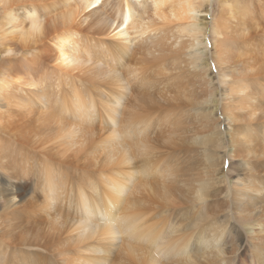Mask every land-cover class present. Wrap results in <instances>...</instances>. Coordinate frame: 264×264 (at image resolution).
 Instances as JSON below:
<instances>
[{
  "label": "rangeland",
  "instance_id": "rangeland-1",
  "mask_svg": "<svg viewBox=\"0 0 264 264\" xmlns=\"http://www.w3.org/2000/svg\"><path fill=\"white\" fill-rule=\"evenodd\" d=\"M232 1L233 0H200V12H192L190 15L196 17L193 19V21H195L194 23H196L199 28H202L206 22L209 23L211 21V23L214 24L224 12L223 3H231ZM237 1L241 3V6H244L249 0ZM262 1L264 2V0H250V8L254 12L243 17L240 21H236L234 18L235 22L231 19V23L234 25L233 28L238 30L239 34L240 32L245 33L247 31H250L248 35L253 34V38H250V35L247 39H244L246 34L244 35V33H242L244 35L242 37L243 40L242 38H240L242 41L239 38L240 41L237 39V42L241 44L240 47L246 48L239 49V54L241 52L243 55H239L240 57L238 58L241 59L242 56V62L249 60L252 55L259 57L261 52L264 55V48H261V45H263L262 43H264V14L262 13L264 12V9H262L264 8V3ZM207 6H209L210 10ZM116 10L117 1L111 0L110 6H107L102 12H95L89 15L87 11V14L81 18L82 21L80 20V29L81 32H83V37L86 39L101 38L106 40L107 43L110 42L105 38L107 36L106 32H104L105 29L103 30L102 27H100L101 23L99 24V21L102 20L105 22L107 15L115 13ZM206 10L209 12L207 11L206 13ZM202 11L205 12L203 13ZM251 19L255 20L252 21ZM207 20H209V22ZM193 21L189 20L188 22L190 23ZM167 22H165L167 30L163 40L159 39L155 42L156 44L153 43L152 46L149 44L145 46V48L144 46H136L133 48L130 46L127 55L119 61L122 66L117 68L118 75L126 76L127 79L132 80L129 72L144 67L146 74H143L142 77L146 75L149 78V82L151 81L150 83L145 82L144 85H139L137 88L134 86V81H130V89L135 90L131 96L129 94L130 89L118 90L116 87L114 88L109 84L110 81H112L116 86V81L113 80L115 75L106 72L108 65L111 64V62L107 60L109 57L105 55L106 48L105 51L99 48L95 52L96 55L94 56L95 59H97L94 61V65L91 66L86 64L79 67L81 72L78 73V75L90 74L93 76H90L93 81L98 83L102 81L107 85L105 90H117L118 92H115L119 93L120 97H125L127 95L125 101H130L129 105L126 108L120 106V111L118 112L119 118H122L126 113L130 115L138 113L140 114L138 121H148L151 124V127L144 126V129L139 128L135 132L128 133L125 131V134L134 135V137L140 136L139 138H141V134H147L144 138L142 137L143 140L138 139L134 144L135 146L132 145L131 148L127 147L128 150L131 151L130 153H132L133 158L132 160V158L129 157V162L131 161L133 164H137L135 165L136 174L134 175V179L132 178L127 183V186H129L128 190H125L119 197V206L117 205V207H115L116 209H114L109 216L110 221H108V223L111 224L114 229L116 236L115 240L117 241L116 245L109 249L105 247L102 252L103 254L97 255L100 261L96 264H130L127 260V254L133 256L135 261L133 264H206L203 252L195 249V237L208 239L210 235L218 231L223 223L228 222L227 228H229V226L232 227L234 222L239 226L243 221L240 213L246 214V212H241V208L235 209L233 206L234 203L230 202L229 186L231 185L234 187L238 180H245L247 173L245 169L239 167L241 165L239 159H232L229 157V147L231 144H229L228 138L224 135L227 133L229 124L228 114L230 112H228V107L226 108L228 105L224 104L222 101L219 102L220 104H218V106L215 102L211 103V100L214 99L218 101V99H216L215 95L206 97V93H209L211 90L217 92L219 97L222 96L218 89V81L222 82L220 86L223 88L225 82L235 77L241 78L242 80L244 79L246 82H254L257 85H263V82L261 83L257 77H255V79L252 77L254 76V68L258 65L254 66L251 73L248 75L252 77V79H247L248 76L244 74L245 70H243L244 66L238 65L240 66L238 68V66L236 67V65H234V61L237 60L236 62H239L241 60L238 58L232 59L233 61L230 63L233 67H230L229 70H225L223 73H225L226 77L220 80L219 75L222 72L219 71L220 67L218 68V66H220L217 62L218 58L213 55L210 56V52H208L207 61L204 60L205 69L203 72H199L200 68L195 67L196 64L200 65L201 63L192 64V56L190 55L203 51L205 47L207 50L210 46L212 47L214 44L212 39H215V37L217 39L215 35L217 31L215 32V29L212 31V27H210L212 24L209 23L206 31H202L204 37L199 36V42H201L202 45L198 47L196 46V42H194V47L189 49L184 47L186 46L185 43L182 45V42L187 41V39L181 38L180 34L174 29V25L177 22L175 24ZM253 22L256 25L258 24L255 30L250 28ZM220 25L219 23L216 27L217 30ZM242 27H245V30H242ZM174 43L176 45H174ZM254 43L256 46H254ZM91 44L96 45V42L93 41ZM179 44L181 45L179 46ZM153 47L156 48L154 49ZM262 47H264V45ZM148 49L149 51H147ZM135 50L136 52H134ZM191 52L193 53L191 54ZM246 53L249 55V58ZM244 55H246L247 58L244 57ZM211 57L213 58L211 59ZM259 59L257 61H259ZM206 66L210 68V70ZM228 66L221 65L224 69L229 68ZM231 69H234L241 77L237 75L232 77ZM74 73L76 74V72ZM205 75L208 78H206ZM107 76L108 78H106ZM175 76H177V78ZM200 76H204L203 79L206 81L205 83L202 82ZM102 78H104L105 81ZM134 87L136 89L139 88L138 91H136ZM206 87L209 89H206ZM140 90L145 93L150 91L149 97H146V101L149 102L148 107L150 108L149 110L152 111L151 113H148V109L142 107L137 101L139 98L138 92H141ZM150 96L153 97L151 98ZM259 97H262L259 101L261 104L263 102L261 100H264V91L260 93ZM14 104L16 106L12 105L5 108L8 111L6 119H10L9 122H14L16 120V125L11 126V131H16L15 134L17 133L19 135L18 139L21 138V135H25L22 138H27L29 135L28 141L19 142L15 140V137L12 136L13 132L9 134L4 133L0 124V133L3 132L0 134V137H2L3 141L5 140V136L3 135H7L10 139L8 141L5 140L0 147L9 146V153L12 156L11 161L18 162L17 164L21 165L18 173H24L23 170H27L28 173L26 174V181L20 179L11 180L9 176L10 172L7 171V168L1 167L4 170H0V179H4L7 182L11 181L14 185L20 186V190L16 195L19 198H24L26 195H30L29 192L31 191L29 187L38 184L39 178L35 179V177L40 175L41 179H43L42 173L40 172L42 167L51 164L52 166L54 165L53 167L61 166V168H57L55 171L57 173L55 175L60 176V173L65 172L66 174L63 175L72 182V185L69 187V198H64L61 201H53L46 215L38 216V214L32 215L30 213L29 216L25 217L21 207V211H17L15 214V219H11L13 214H9L7 217V219H9L8 221L4 220V222H0V264H56L59 257L58 254L67 250L70 255L67 256L66 259L73 260L79 255L76 253L77 247L84 242L93 241L89 240V238L82 237L86 234V231H80V229L83 228L85 223H78L81 214L77 204L81 196L90 202H95L97 205V195L108 190L112 184V180L109 179L111 176L109 170L111 166L115 164L114 162H116V159L119 160L121 156H123L122 154L120 155L121 152L123 153V151H121L122 140L125 139L123 125L118 123V125L115 126L116 129L113 127L106 131L104 125L92 129L80 123H75L72 127H61V131L58 132L57 124L53 119L45 120L44 117H38L39 113L33 110L32 114L34 113V116L32 120L29 118L24 121V123L30 126L28 128L26 126L20 128L19 126L24 124L22 119L26 118L27 115L23 113V109L19 110L20 107H17L18 102H14ZM2 105L3 104H0V106ZM261 106L264 107L263 104H261ZM0 109V118H2L1 111L4 110V108L1 107ZM14 109L17 110L15 111ZM98 109L100 108L98 107ZM242 109H238L234 112L235 117L241 119L238 124L258 123V120L264 116L261 114L263 110H259L255 115V117L257 116L255 120H245L244 117L241 118L239 115ZM223 111L228 114L223 113ZM211 117L212 119L214 118L217 126L211 124ZM67 119L70 118L68 117ZM20 121L21 123L19 124ZM27 121L29 123H27ZM32 121L33 123H31ZM101 122L104 124L103 120H101ZM43 123H46L47 126ZM92 125H98V123H94L93 121ZM16 126H18L17 129L15 128ZM29 129L30 132L28 133ZM110 131L114 136L117 134L120 139L118 143L114 141L115 138L110 135ZM102 138L104 140H102ZM262 138L264 139V137ZM20 141L22 140L20 139ZM33 146H37V149L33 148ZM140 148L144 149L140 150ZM256 148L255 144L253 149ZM39 149L41 152L38 151ZM59 150L60 152H58ZM57 153H59V156L62 155V162L57 161L59 160ZM75 155L77 160L74 161V158L73 162L71 158ZM112 155L113 162H111ZM261 157L260 153H258L257 159L262 160L261 166L263 167L264 155L262 157L263 159ZM138 158L140 160H138ZM213 158L216 159L214 160ZM150 159L152 162H149ZM146 160L148 161L147 164L145 163L147 162ZM0 162L2 163L3 161ZM123 162L124 157L121 163ZM140 162L144 164V167H147L144 168L143 164L139 165ZM22 164L26 167L23 168ZM71 168L74 169V172L71 171L73 173H68L67 171L72 170ZM3 171H5V173ZM263 176L264 168L260 172V175L258 174L260 178H264ZM235 188L238 187L235 186ZM2 191L4 190L2 189ZM199 195L203 197L199 199ZM36 196L40 201V196L37 193ZM29 197L30 196L26 199ZM247 202L248 199L245 200V203ZM91 206L93 208L95 207L94 205ZM248 209L251 213H255L256 215H264V197L260 200H255L253 205L248 207ZM140 212L143 215L140 216V219L135 223L136 230H142L143 235L142 237H136L131 234L132 231L128 226L130 222L128 218ZM247 217L249 216L246 215L245 218L247 219ZM146 230L148 231L147 235L145 234ZM87 235L89 236L90 233L88 232ZM165 236L169 237L171 247L174 248L178 245L182 246V249L174 258H170L171 255L165 256L164 251L169 248L165 247V245L168 242L165 241L163 243V249L158 246ZM187 252H190L193 256L188 258L186 256ZM254 257L252 253L247 254L245 264H251ZM87 264H90V262Z\"/></svg>",
  "mask_w": 264,
  "mask_h": 264
},
{
  "label": "bare ground",
  "instance_id": "bare-ground-1",
  "mask_svg": "<svg viewBox=\"0 0 264 264\" xmlns=\"http://www.w3.org/2000/svg\"><path fill=\"white\" fill-rule=\"evenodd\" d=\"M116 1V12L108 14L105 22L102 20L99 21V24L101 23L100 27H102L103 30L105 29L104 32H106L107 35L105 38L110 41L107 43L106 40L101 38H84L80 27L82 21L81 18L84 15L87 13L90 15L95 12H102L107 6H110L111 0H0V104H3L0 108H4V110L1 111L2 118H0V124L4 133L9 134L10 132H13L11 131V126L16 125L15 119L14 122H9L10 119H6L8 111L5 109L9 106L15 105L16 103L14 104V102H18L17 107H20L19 110L23 109V113L27 115L26 118L22 119L23 123L29 118L32 120V117L34 116L32 111L35 110L36 113H39L38 117H44L45 120L53 119L57 124L58 132L61 131V127H72L75 123H80L81 125L92 129L104 125L106 127L104 128L106 131L113 127L116 129L115 126H117L118 123H121L124 128V134L125 131L129 133L135 132L139 128L144 129V126L151 127V124L148 121H138V117L140 115L138 113L135 115L126 113L122 118H119L118 112L120 111V106L126 108L129 105L130 101H125L127 95L125 97H120V94L116 93L118 92L117 90H105L107 85L102 81L99 83L93 81L91 78L93 76L90 74H81L82 76L78 75V73L81 72L79 67L86 64L91 66L94 65L93 63L97 59H95L94 56L96 55L95 52L99 48L105 51L106 48L105 55L109 57L107 60L111 62V64L108 65L106 72L115 75L113 80L116 81V86L112 81H110L109 84H111L114 88L116 87L118 90H125L131 88V82L133 80L134 86L137 88L139 85H144L145 82H151H149V78L146 75L142 77L143 74H146L144 67L129 72L132 80L127 79L126 76L118 75L119 73L117 72V68L122 66L119 61L127 55L130 50V46L131 48L136 46H144L145 48V46L149 44L152 46V44L157 42L159 39L163 40L165 37L164 34L167 30L165 22L168 21L167 23H178L174 25V29L180 34L181 38L187 39V41L182 42V45L184 43L186 46L188 45L187 47L184 46L185 48L192 49L195 45L194 42H196V46L199 47L202 45V43L199 42V36L204 37V33H202V31H206L210 23L212 24L210 25V27H212V31H214V29L215 32L217 31L215 34L217 39L216 37V40L214 38V40L212 39L214 44L212 47L210 46L208 50L205 47L203 51L190 55L192 56V59H190L192 64L201 63L200 65L196 64L195 68H200L199 72H203L205 69L204 60L207 61L208 52H210V56L213 55L218 58L217 62L220 65L218 68L220 67L219 71L222 72L219 75V79L221 80L226 77L223 72L227 69L229 70L230 67H233L230 63L233 61L232 59H237L240 57L239 55H243L241 52L239 54V49L243 47H240L241 44L240 42H237V39L242 38L245 34L248 35L250 32H242L244 35L240 32V34H242L240 35L238 30L233 28L234 25L231 23V19L232 21H235V19L236 21H240L243 17L254 12L250 8V0L244 6H241V3L237 0H233L231 3H223L224 12L220 15L216 22L214 21V24L207 20L209 23L206 22L202 28H199L197 24L194 23L195 21H193L196 17H193V15L191 16L190 13L200 12V0ZM207 7L209 9V6ZM207 11L208 10H206V13ZM262 13L264 14V12ZM189 20H192L193 22L189 23ZM156 21L159 22L157 23ZM219 23L221 25L217 30L216 27ZM257 25L253 22L250 28L255 30V28L257 29L258 27ZM242 30H245V27H242ZM246 35L244 36V39H247V37L251 34L248 36ZM252 35L250 38H253ZM93 41L96 42V45L91 44ZM262 44L264 45V43ZM174 45L176 44L174 43ZM180 45L181 44H179V46ZM263 45H261V48H264L262 47ZM254 46H256L255 43ZM147 51H149V49ZM134 52H136V50ZM193 52H191V54ZM260 54L261 55L259 57L252 55L249 58V55L246 53L249 60L245 59L246 61H244L243 59L244 62H242L241 56V59L238 58L241 61H234V65H236V67L238 65H243L244 68H242L245 72L243 70L242 71L247 76L251 73L252 68L258 65L254 68V76L252 77H254L253 79L257 77L261 83L263 82V85H257L254 82H246L244 79L242 80L241 78L235 77L229 79L228 82L224 83L223 81V88L220 86L222 82L218 81V89L220 90L222 96L219 97L217 92L211 90L209 93H206V97L215 95L216 99H218V101L214 99L211 100V103L215 102L218 106V104H220L219 102L222 101L224 104L228 105L226 108L228 107V112L230 113L228 114L225 111H223V113L229 115L228 130L227 133L224 134L228 138L229 144H231L229 147V157L232 159H239L241 164L239 167H241V169H245L247 173L245 179L246 181L238 180V182H236L235 186L238 188H235V186L232 187L231 185L229 186L230 202L234 203L233 206L235 209L241 208V212H246V214L239 212L241 218H243L242 223L238 226L234 222L232 227L229 226V228H227L228 222L223 223V225L219 227L218 231L213 235H210L208 239L195 237V249L203 252L206 264H245V258L249 253H252V255L255 256L251 264H264V215H256L255 213H251L248 209V207L253 205L255 200H260L264 197V178L258 177V174L260 175L264 166H261L262 160L257 159L258 153H260L262 157L264 155V139L262 138L264 137V116L259 120L257 119L259 121L258 123L238 124L241 119L236 118L234 115L235 111L242 108L243 109L240 111L239 115L241 118L244 117L245 120H255L257 117H255V115L259 112V110H263V112L260 113L264 115V107L261 106V104L264 105V100H261L263 101L261 104L259 103L260 98H262L259 97L260 93L264 91V55L262 52ZM246 55H244V57H246ZM212 58L213 57H211V59ZM258 59L259 61H257ZM221 65H229V68L224 69ZM239 67L240 66H238V68ZM208 69L210 70V68ZM230 71L232 72V77L236 75L239 76L234 69H231ZM74 72H76V74ZM195 76L198 77L197 75ZM175 77L177 78V76ZM239 77H241V75ZM248 77L247 79H252V77ZM106 78H108V76ZM203 78L204 76L201 77V80L205 83L206 81ZM135 87L134 89H136ZM207 88L208 87H206V89ZM138 89H136V91H138ZM150 91L147 93L143 91L140 93L138 92L139 98L137 99L142 107L148 109V113L152 112L148 107L149 102L146 101V97H149ZM134 92L135 90L130 89V96ZM98 107L101 110L98 109ZM68 117L70 119H67ZM101 120L104 121V124ZM93 121L94 123L97 122L98 125H92ZM210 122L212 125L217 126L214 118L212 119L211 117ZM27 123L29 122L27 121ZM31 123H33V121ZM43 124L46 125V123ZM23 126L28 128L30 125L24 123L19 127L21 128ZM15 128L17 129L18 126ZM15 132L12 134V136L15 137V140L19 142L28 141L29 135L27 138H22L25 135H21L20 139L22 141H20V139H18L19 135L17 133L16 135ZM29 132L30 129L28 130V133ZM146 134L147 133L141 134V138H139L140 136L134 137V135H124L125 139L122 140L121 146V151H123V153H120V155L122 154L123 156H121V159L119 160L116 159V162H114L115 164L111 166V169L109 170L111 172V176L109 179L112 180V184L108 190L97 195V205L95 202H90L80 196L77 206L79 207L81 217L78 219V223H85L80 231H86V234L82 236L83 238H89V240L93 241L84 242L82 245L77 247L76 253L79 255L73 260L66 259V257L70 255L68 250L59 253L56 264H87L89 262L90 264H96L100 261L97 255L103 254L102 252L105 247L109 249L110 247L116 245L117 241L115 240L116 236L114 229L112 225L108 223V221H110L109 216L119 204V197L125 190H128L129 186H127V183L132 178L134 179V175L136 174L135 165L137 164H133L131 161L129 162V157L132 158V153H130L131 151L128 150L127 147L131 148V146L134 145L138 139L143 140L142 137L144 138ZM110 135L114 136L112 132ZM3 136H5V140H10L7 135ZM114 138V141L118 143V140L120 139L117 134ZM102 140L104 139L102 138ZM4 141L2 140V137H0V145H2ZM255 144L257 148L253 149ZM33 148L37 149V146H33ZM143 149L144 148H140V150ZM38 151H40V149ZM219 151L222 152L221 150ZM9 152V146L0 147V161H3L2 163L0 162V168H7V171L10 172L9 176L11 177V180L20 179L22 181H26V174L28 173L27 170H23L24 173H18L21 165H18V162L16 163L11 161L12 156ZM58 152H60V150ZM57 157H59V160L57 161L62 162V155L59 156V153H57ZM112 157L113 155L111 156V162H113ZM123 157L124 162L121 163L123 161ZM151 159L149 162H152ZM71 160L76 161V155L72 157ZM138 160L140 159L138 158ZM57 161L55 162L58 163ZM145 163L147 164L148 161ZM142 164L140 162L139 165ZM53 166L48 164L42 167L40 172L42 173L43 179H41L40 175H37L35 179L39 178L38 184L30 186V195H26L24 198H19L16 195V193L20 190V186L14 185L11 181L7 182L4 179H0V222H4V220L8 221L9 219H7V217L9 214H13L11 219H15V214L17 211H21V207L24 211L25 217L29 216L30 213L32 215L38 214V216L46 215L48 209L51 208L53 201H61L64 198H69V187L72 185V182L67 179L65 175H63L66 174L65 172L60 173V176H56L55 174L57 172L55 171L59 166ZM22 167L25 168L26 166H23L22 164ZM59 168H61V166ZM0 170L4 169L1 168ZM71 171L74 172V169L68 170L67 172L73 173ZM3 172L5 173V171ZM2 189L4 191H2ZM36 193L40 196V201L36 196ZM28 196L30 197L26 199ZM202 197V195H199V199ZM246 199H248L247 203H245ZM91 205H94V208L98 209H94ZM142 215L143 214L140 212L139 214L128 218L130 221L128 226L132 231L131 234L136 237H142L143 235L142 230H136L135 223ZM246 215L249 216L247 219L245 218ZM88 232L90 233L89 236L87 235ZM147 233L148 231L146 230L145 234L147 235ZM165 241L168 242L165 247H169L166 251L163 250L165 252V256L171 255L170 258L176 257V254L182 249V246L178 245L174 248L171 247L169 237L165 236L158 245L159 248L163 249V243ZM186 256L191 258L193 255L190 252H187ZM127 260L130 264L135 262L131 254H127Z\"/></svg>",
  "mask_w": 264,
  "mask_h": 264
}]
</instances>
